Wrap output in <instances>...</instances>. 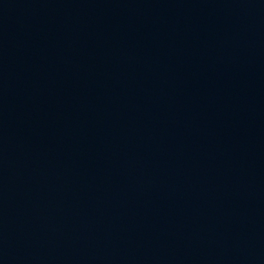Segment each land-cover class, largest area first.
Returning <instances> with one entry per match:
<instances>
[{"label":"water","instance_id":"95a60500","mask_svg":"<svg viewBox=\"0 0 264 264\" xmlns=\"http://www.w3.org/2000/svg\"><path fill=\"white\" fill-rule=\"evenodd\" d=\"M0 264H264V0H0Z\"/></svg>","mask_w":264,"mask_h":264}]
</instances>
